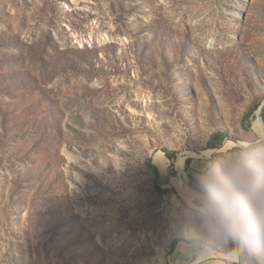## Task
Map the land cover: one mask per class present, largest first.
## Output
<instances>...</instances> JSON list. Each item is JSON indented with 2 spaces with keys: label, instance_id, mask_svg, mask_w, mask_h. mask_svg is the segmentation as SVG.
Here are the masks:
<instances>
[{
  "label": "rangeland",
  "instance_id": "374dc122",
  "mask_svg": "<svg viewBox=\"0 0 264 264\" xmlns=\"http://www.w3.org/2000/svg\"><path fill=\"white\" fill-rule=\"evenodd\" d=\"M261 113L264 0H0V264H194L178 162ZM234 248L198 264H264Z\"/></svg>",
  "mask_w": 264,
  "mask_h": 264
},
{
  "label": "clouds",
  "instance_id": "9594fccd",
  "mask_svg": "<svg viewBox=\"0 0 264 264\" xmlns=\"http://www.w3.org/2000/svg\"><path fill=\"white\" fill-rule=\"evenodd\" d=\"M188 193L186 241L203 238L206 259L216 244L228 242L256 258L264 255V142L225 154L200 168ZM211 241V243H208Z\"/></svg>",
  "mask_w": 264,
  "mask_h": 264
},
{
  "label": "trees",
  "instance_id": "16d2710c",
  "mask_svg": "<svg viewBox=\"0 0 264 264\" xmlns=\"http://www.w3.org/2000/svg\"><path fill=\"white\" fill-rule=\"evenodd\" d=\"M254 111H255V110L252 109V110L246 115V117H245L246 121L250 119V116L253 115ZM263 121H264V113H263ZM223 140H224V135H223V134H221V133L216 134V136L212 139V142L210 143L209 148H217V147H219V146L222 144ZM163 152H164L165 156H166L170 161H174L175 157L173 156V154H172L171 152H169L168 150H164ZM190 161H191V160H188V162H187V166H188V167H189V165H190ZM149 166L154 170L155 175H156V179H157V181H158V180L160 179V172H159V169L153 164V160L150 161ZM190 180H191V186H193L194 183H195V176H193L192 174H190ZM157 190H158L160 193H162V194H163V193H164V194H165V193H170V190H169V189H162V188L159 187V186L157 187ZM195 242H198V241L193 240V241H191V242H189V243H195ZM172 249H173V250L176 249V244L173 245Z\"/></svg>",
  "mask_w": 264,
  "mask_h": 264
},
{
  "label": "water",
  "instance_id": "95a60500",
  "mask_svg": "<svg viewBox=\"0 0 264 264\" xmlns=\"http://www.w3.org/2000/svg\"><path fill=\"white\" fill-rule=\"evenodd\" d=\"M261 120H262V122H263V124H264V121H263V113H261ZM261 142H264V140H262ZM261 142H259V143H261ZM258 143V144H259ZM191 156H200V157H207L205 154H204V152H198V151H196V152H193V153H190V154H185L183 157L184 158H188V157H191ZM212 157H214V156H212ZM212 157H210V158H212ZM178 169H179V171H180V175H181V177L184 179V181H185V187L186 188H191V185H189V184H187V180H186V178H185V176H184V174L182 173V168H180V165L178 166ZM185 188V189H186ZM185 189H182V191L185 193V194H187L188 195V193L185 191ZM217 256H219V257H221L220 255H221V253H219L216 249L213 251ZM201 254L196 258V260H195V262H194V264H198L199 262H200V259H201ZM226 260H229L228 258H225Z\"/></svg>",
  "mask_w": 264,
  "mask_h": 264
},
{
  "label": "bare ground",
  "instance_id": "6f19581e",
  "mask_svg": "<svg viewBox=\"0 0 264 264\" xmlns=\"http://www.w3.org/2000/svg\"><path fill=\"white\" fill-rule=\"evenodd\" d=\"M180 162H181V164H180ZM181 166V168H182V166H183V159H182V161L180 160L179 162H178V166ZM180 180H183V178L182 177H176L175 178V181H176V185L182 190V189H185L186 187V185H181V183H180ZM204 256H201V259L203 258Z\"/></svg>",
  "mask_w": 264,
  "mask_h": 264
}]
</instances>
